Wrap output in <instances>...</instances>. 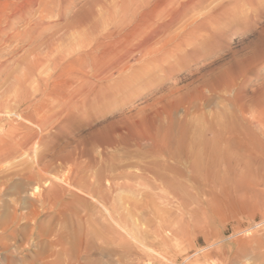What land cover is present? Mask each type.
<instances>
[{"label":"rangeland","instance_id":"1","mask_svg":"<svg viewBox=\"0 0 264 264\" xmlns=\"http://www.w3.org/2000/svg\"><path fill=\"white\" fill-rule=\"evenodd\" d=\"M261 37L264 0H0V264H264L259 153L177 173L152 138L264 142V55L211 87Z\"/></svg>","mask_w":264,"mask_h":264},{"label":"bare ground","instance_id":"2","mask_svg":"<svg viewBox=\"0 0 264 264\" xmlns=\"http://www.w3.org/2000/svg\"><path fill=\"white\" fill-rule=\"evenodd\" d=\"M125 6L126 3L125 1H123L122 4L123 10L125 9ZM209 39L211 40L212 38ZM206 41L208 42V40ZM204 43L205 41H202L198 45L204 46ZM248 48L251 52L250 55L247 56L245 55V57L243 56L239 61L234 62L232 65L230 64L226 65L224 68L220 69L217 73H215L214 81L212 82V86H211L213 88L212 92H215L218 89H222L223 91L231 89L232 87H234V82L239 75L246 76L245 74H248L253 70L254 61H256V59L259 58L260 56L264 55V38L261 37L255 42H251L248 45ZM241 51L242 50H240L239 52ZM239 52H235L234 56L236 57V55H238ZM196 90H197L196 95L192 96L191 94L187 99H185L187 103H190L193 111L200 110L199 108V105L201 104L200 102H202L203 105L205 104L210 106L213 100H211V98L203 94L202 88L198 87ZM251 102L255 103L256 106L257 104L258 105L262 104L263 106L262 102H264V96L256 95V97L251 98ZM187 110L184 113L185 115H187ZM258 121L260 123L264 122V115L259 117ZM229 125L230 124H218L216 129H212L213 128L212 127L211 128L212 130H208V131L206 130L207 132L204 130L205 135H203L204 133L203 134L201 133L202 134L200 135L201 139L199 140L198 138L194 139V130L191 127H189L188 124H184L179 130V133H177L175 137L172 135L174 133H172L170 130L168 131V129H166V131H163V133H161L162 130L160 131L157 130V132H155L152 137L154 140L153 144H155L154 149H156V151L159 153H165L166 150L171 149L170 151H167L168 153L170 152L168 154V158L173 160L174 162H177L176 165L177 168L175 166L173 167L175 169L174 172L177 171V173L186 172L187 162L185 161V159L190 160L193 158L196 160V162L205 164L203 167L194 164L192 165L193 170L211 169V171L214 170L217 173L218 172L220 173L223 170L229 171V168L226 167V162L229 156L231 157L234 155L236 156L237 150L240 148L239 146L241 144L240 143L239 146L235 147V149L234 147L233 149H229L228 144L230 143L229 139L231 137H234L233 139L236 138L235 140L239 138L242 139V141L240 142L243 143L242 148L244 150L246 151L249 150L251 151V153L258 152L259 156L261 157V160H264V142L262 140L257 141L256 140L257 136L255 135L256 137H254L253 134H251L249 131H243L241 133H238V131L235 130V127L237 129V126H229ZM206 129H208V126ZM237 142L238 141H236V145ZM18 146L20 147V144H18ZM183 158H184V162L182 163L180 162V160ZM235 158H238V156H236ZM173 168L170 169H172L173 171ZM263 172H264L263 169L261 170L259 169L257 174L263 176L262 175ZM29 178L32 179L33 176H30Z\"/></svg>","mask_w":264,"mask_h":264}]
</instances>
